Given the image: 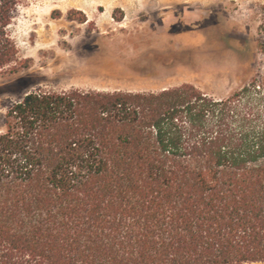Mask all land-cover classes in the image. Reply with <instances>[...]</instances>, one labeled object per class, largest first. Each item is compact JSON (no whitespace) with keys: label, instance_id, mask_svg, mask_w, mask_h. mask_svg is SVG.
Here are the masks:
<instances>
[{"label":"trees","instance_id":"1","mask_svg":"<svg viewBox=\"0 0 264 264\" xmlns=\"http://www.w3.org/2000/svg\"><path fill=\"white\" fill-rule=\"evenodd\" d=\"M29 1L0 0V77L30 66ZM257 35L264 55V7ZM4 110L0 264L264 263V63L222 99L39 88Z\"/></svg>","mask_w":264,"mask_h":264},{"label":"rangeland","instance_id":"2","mask_svg":"<svg viewBox=\"0 0 264 264\" xmlns=\"http://www.w3.org/2000/svg\"><path fill=\"white\" fill-rule=\"evenodd\" d=\"M263 7L264 0H30L13 26L30 66L0 77V130L4 106L39 88L149 92L191 84L225 98L264 63L256 47ZM70 11L86 21L78 13L67 20Z\"/></svg>","mask_w":264,"mask_h":264}]
</instances>
